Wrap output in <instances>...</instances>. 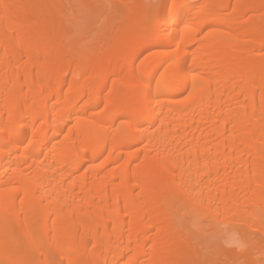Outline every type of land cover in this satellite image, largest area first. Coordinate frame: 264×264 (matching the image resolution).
Instances as JSON below:
<instances>
[{
	"label": "bare ground",
	"instance_id": "obj_1",
	"mask_svg": "<svg viewBox=\"0 0 264 264\" xmlns=\"http://www.w3.org/2000/svg\"><path fill=\"white\" fill-rule=\"evenodd\" d=\"M67 3L0 0V264H264V0H135L81 47Z\"/></svg>",
	"mask_w": 264,
	"mask_h": 264
},
{
	"label": "rangeland",
	"instance_id": "obj_2",
	"mask_svg": "<svg viewBox=\"0 0 264 264\" xmlns=\"http://www.w3.org/2000/svg\"><path fill=\"white\" fill-rule=\"evenodd\" d=\"M134 1L135 0H100V5H87L85 3L79 4L77 0H71V3H67L69 28L71 29L69 42L81 47L94 43L100 31L103 29H108L111 34L116 33L119 30L121 21L126 18V5H130L131 3L134 4ZM164 1L168 2V6L176 2V0H138L139 7L137 14L139 18L143 17L152 5ZM189 1H194L192 4V8L194 9L199 7L200 1L202 0ZM111 2H114L115 5L120 8L118 13L111 14ZM200 9L205 10V7L202 6ZM201 16H204V13H201ZM148 27L150 28V26ZM216 228V231L214 229L213 231L209 230L205 232L203 237L206 238V243L209 244V247L206 249L208 251L212 249V242H217L216 244L213 242V247H215V245L217 246L216 251L218 257L220 261L224 263L230 259V255L235 256L238 254V251L241 250L240 248L244 246V243L237 234V229L225 225H218ZM257 238L259 237L256 236L254 232H249V241L255 242ZM208 240L213 241L208 242ZM255 257L262 259V256L259 254H255Z\"/></svg>",
	"mask_w": 264,
	"mask_h": 264
},
{
	"label": "snow or ice",
	"instance_id": "obj_3",
	"mask_svg": "<svg viewBox=\"0 0 264 264\" xmlns=\"http://www.w3.org/2000/svg\"><path fill=\"white\" fill-rule=\"evenodd\" d=\"M178 7H179L178 5H176V4H172V5L170 6V10H171L172 12H174Z\"/></svg>",
	"mask_w": 264,
	"mask_h": 264
}]
</instances>
